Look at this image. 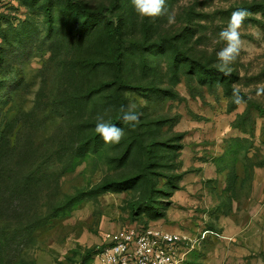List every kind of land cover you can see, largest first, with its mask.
<instances>
[{
  "label": "rangeland",
  "instance_id": "obj_1",
  "mask_svg": "<svg viewBox=\"0 0 264 264\" xmlns=\"http://www.w3.org/2000/svg\"><path fill=\"white\" fill-rule=\"evenodd\" d=\"M167 5L173 25L131 0H0V263L95 264L139 226L189 238L183 264H264V0ZM238 8L251 15L224 76L218 33Z\"/></svg>",
  "mask_w": 264,
  "mask_h": 264
},
{
  "label": "clouds",
  "instance_id": "obj_2",
  "mask_svg": "<svg viewBox=\"0 0 264 264\" xmlns=\"http://www.w3.org/2000/svg\"><path fill=\"white\" fill-rule=\"evenodd\" d=\"M131 3L141 19L148 18L155 21L158 18L165 17L168 25H173L176 22L175 13L170 11L167 0H131ZM250 15L251 13L247 9L238 8L231 13L226 27L218 33V40L222 41L224 46L216 53L218 61L216 67L224 76L231 74V66L240 56L243 47L240 29ZM257 94H264V86L258 89ZM245 102V97L241 95L239 88L233 87L232 103L240 106ZM120 112L122 122L135 130L140 123L137 104L129 99L126 106L122 105L120 107ZM95 120V132L100 135L105 144H119L124 138V128L107 121L104 113H98Z\"/></svg>",
  "mask_w": 264,
  "mask_h": 264
},
{
  "label": "built area",
  "instance_id": "obj_3",
  "mask_svg": "<svg viewBox=\"0 0 264 264\" xmlns=\"http://www.w3.org/2000/svg\"><path fill=\"white\" fill-rule=\"evenodd\" d=\"M94 254L95 264H183L189 238L154 227L133 226L108 235Z\"/></svg>",
  "mask_w": 264,
  "mask_h": 264
},
{
  "label": "trees",
  "instance_id": "obj_4",
  "mask_svg": "<svg viewBox=\"0 0 264 264\" xmlns=\"http://www.w3.org/2000/svg\"><path fill=\"white\" fill-rule=\"evenodd\" d=\"M258 7L261 8V6L257 5L256 9H255V12L261 11L260 9H257ZM108 33L110 35H115L117 37V39H118V42L119 43L121 42V31H120L118 26H115V27L109 29ZM117 48L120 49L119 46ZM120 53H121V51H118V54L116 56L117 63H119V61H120V56H119ZM118 122H119L118 119H115V120L111 121L110 123L117 124ZM1 141H2V139L0 138V142ZM57 214H60V206L56 207V209L54 210V213H53L52 216H56ZM96 251H97V248L95 249L94 254L96 253ZM0 264H2V263H0ZM9 264H11V263H9Z\"/></svg>",
  "mask_w": 264,
  "mask_h": 264
}]
</instances>
